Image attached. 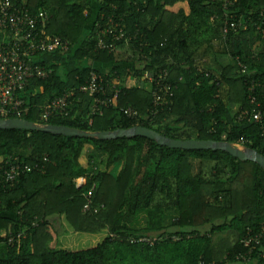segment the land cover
<instances>
[{
	"label": "trees",
	"instance_id": "1",
	"mask_svg": "<svg viewBox=\"0 0 264 264\" xmlns=\"http://www.w3.org/2000/svg\"><path fill=\"white\" fill-rule=\"evenodd\" d=\"M95 1L96 16L90 0H12L32 14L47 12L49 20L38 30L69 44L67 52L34 60L52 74L31 82L24 94L27 107L12 118L84 132L143 127L174 140L229 142L264 156V123L238 120L252 109L253 80L260 83L264 111V52L243 46L264 44L256 33L264 0H232V6L224 0ZM227 17L244 20L246 28L224 38ZM110 18L122 20L127 37L114 52L97 47ZM126 46L129 53L122 54ZM216 55L234 63L215 64L209 58ZM237 61L248 66L247 75ZM163 70L177 90L149 120L151 88H137L135 79ZM92 73L112 98L113 106L102 115L93 114L92 107L95 97L106 96L81 91ZM72 90L69 114L45 123L44 108ZM233 105L238 112H232ZM127 107L140 117L127 118L122 111ZM86 145L95 153L84 168L80 156ZM15 157L33 170L22 168L13 183L0 171V264H264L259 250L251 263L236 259L248 252L243 244L248 231L258 233L264 226V170L256 163L222 151L170 149L143 137L102 141L0 130V168ZM120 162L117 177L101 171V163L108 169ZM90 193L92 205L85 212ZM170 208L176 215L169 225ZM140 211L147 215L143 228L131 223ZM19 234L22 240L10 243ZM143 238L148 241L140 242Z\"/></svg>",
	"mask_w": 264,
	"mask_h": 264
},
{
	"label": "built area",
	"instance_id": "2",
	"mask_svg": "<svg viewBox=\"0 0 264 264\" xmlns=\"http://www.w3.org/2000/svg\"><path fill=\"white\" fill-rule=\"evenodd\" d=\"M227 5L232 6V0H224ZM49 20L47 12L32 14L26 7H17L13 5L12 0H0V34L3 40L0 42V120L10 119L13 116H20L27 107L28 100L25 90L35 79L44 80L51 76L52 70L46 69L35 63V59L41 54H49L56 51L67 52L69 44L63 43L58 36H49L45 32H40L39 26ZM121 21L116 22L110 18L108 28L99 34L98 49L108 52L117 50L116 43L127 39L126 33L121 25ZM230 17L226 18L224 27L221 32L225 38L229 32H237L246 28L245 21L240 19L232 22ZM232 22V23H230ZM264 39V9L260 15L257 24V32ZM205 61H202L203 64ZM239 72L243 75L248 74V66L240 61L236 62ZM169 72L167 70L156 72L149 77L151 84L152 108L148 114V119L153 120L167 107L175 96L177 87L169 82ZM260 83L253 80L249 86V100L252 106L251 111H243L239 116L240 122L264 123V111L261 109V103L258 99V88ZM82 92L91 94H101L106 96V88L103 80L96 73H92L91 82L81 88ZM115 96L119 91L115 92ZM75 95V90L68 92L66 95L55 98L47 105L42 113V119L47 123L54 116H67L70 112L71 98ZM113 106L112 98L95 97L92 107L93 114H103V108ZM129 119H137L140 113L131 107L122 110ZM48 125V124H44ZM262 136L264 137V128ZM11 164L6 161L5 166L0 168L6 176L7 182H15L20 175L22 168L25 172L33 170L30 166H23L19 163L18 157ZM23 166V167H22ZM94 190V189H93ZM91 190V192L93 191ZM92 193L89 194V202L84 207V211H90ZM36 226V224H34ZM23 234L17 238H10V243L20 242ZM148 239H140V242H146ZM132 242H136L135 240ZM243 244L248 248V252L236 256L238 261L251 263L256 250H259L261 257L264 258V226L261 232L253 233L249 230ZM255 262V261H254ZM200 264H215L205 263Z\"/></svg>",
	"mask_w": 264,
	"mask_h": 264
},
{
	"label": "water",
	"instance_id": "3",
	"mask_svg": "<svg viewBox=\"0 0 264 264\" xmlns=\"http://www.w3.org/2000/svg\"><path fill=\"white\" fill-rule=\"evenodd\" d=\"M18 129L29 132L49 133L57 136L92 138L102 141L118 140L122 138L143 137L157 142L160 146L185 151H222L242 162H253L264 170V156L259 152L229 142H215L211 140H174L167 138L153 130L135 127L128 130L119 129L108 132H84L78 129L57 125H44L29 122L21 118L0 120V130Z\"/></svg>",
	"mask_w": 264,
	"mask_h": 264
},
{
	"label": "crops",
	"instance_id": "4",
	"mask_svg": "<svg viewBox=\"0 0 264 264\" xmlns=\"http://www.w3.org/2000/svg\"><path fill=\"white\" fill-rule=\"evenodd\" d=\"M90 2H91L92 6H93V9H94V14L93 15L96 16L99 7L96 4L95 0H90ZM255 43H256L255 41H252V43L251 42L250 43L246 42V43L243 44V46L246 47V50L250 49L251 51H253L254 54H257L259 52L260 53L264 52V44L263 43L262 44L261 43H256L255 44ZM128 48H129L128 46L124 47L122 50H120L121 53L122 54H124V52H128L129 53ZM198 50L200 51V53L203 52V49H201V48H198ZM209 59H211L212 62L215 61V64L216 63H220V62H222V63L228 62V63H231V64L234 63V61L232 59H230L228 56H221V55L218 56V55H216V58L210 57ZM203 61H206V60H203ZM207 61H208V59H207ZM136 67L137 68H141L140 63H136ZM143 67H145V66L143 65L142 68ZM104 68H107V67H104ZM105 70L108 72V70H110V69L107 68ZM151 75H152V73L145 72L144 76L142 78L135 79L136 87L141 89V90H148L149 91L150 88H151V84L149 82V77ZM37 92H39V90H37ZM238 111H239V106L238 105H233L232 106V112L236 113ZM94 153H95V151H94L92 146H90V145H86L85 146L84 151L82 152V155L80 156V164L84 168H86L88 166L89 159H90L91 156L94 155ZM197 163L198 162H196V161L193 162V165H194L195 168H196V164ZM122 167H123V163L120 162V163L114 164L113 166H111L110 168L107 169L105 163L104 164L101 163V171H107L113 177H117L120 174V172L122 170ZM83 182L84 181L82 179H79L78 182H77V186L80 187L83 184ZM166 211H167L166 212L167 223L170 225V222L172 221L171 219L175 218L176 209L170 208V209H167ZM145 214H146L145 211H140L135 218H137L139 216L142 217L141 215H145ZM131 221H133V220H131ZM132 225H135V224L133 223ZM138 227L143 228L144 226H138Z\"/></svg>",
	"mask_w": 264,
	"mask_h": 264
},
{
	"label": "rangeland",
	"instance_id": "5",
	"mask_svg": "<svg viewBox=\"0 0 264 264\" xmlns=\"http://www.w3.org/2000/svg\"><path fill=\"white\" fill-rule=\"evenodd\" d=\"M142 217H137L135 219H133V221H131V223L137 225V226H144L146 225L147 222V216L145 215H141ZM145 224V225H144Z\"/></svg>",
	"mask_w": 264,
	"mask_h": 264
}]
</instances>
